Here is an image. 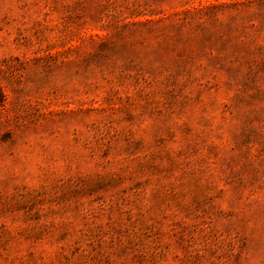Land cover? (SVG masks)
Returning a JSON list of instances; mask_svg holds the SVG:
<instances>
[{"label":"rangeland","instance_id":"374dc122","mask_svg":"<svg viewBox=\"0 0 264 264\" xmlns=\"http://www.w3.org/2000/svg\"><path fill=\"white\" fill-rule=\"evenodd\" d=\"M0 264H264V0H0Z\"/></svg>","mask_w":264,"mask_h":264}]
</instances>
